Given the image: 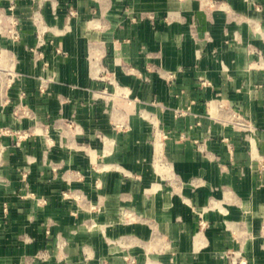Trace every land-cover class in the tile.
<instances>
[{"label": "crops", "instance_id": "0c3cea01", "mask_svg": "<svg viewBox=\"0 0 264 264\" xmlns=\"http://www.w3.org/2000/svg\"><path fill=\"white\" fill-rule=\"evenodd\" d=\"M0 11V264H264V0Z\"/></svg>", "mask_w": 264, "mask_h": 264}, {"label": "built area", "instance_id": "2783aa9c", "mask_svg": "<svg viewBox=\"0 0 264 264\" xmlns=\"http://www.w3.org/2000/svg\"><path fill=\"white\" fill-rule=\"evenodd\" d=\"M1 28H3L5 32L14 39H18L20 37L19 19L13 14L4 17V13L0 11V31ZM44 43H45L44 38L40 36L37 45L31 48L34 51L35 60L44 58V51L41 48L44 45ZM170 75L174 76V73L171 72ZM201 82L203 84H206L208 81L203 79ZM207 105L213 111L211 113L213 114L214 117L220 119L227 125H231L236 129L244 131L245 137L251 140L253 134L256 132L257 126L249 114L244 113L241 111V109L236 108L230 104H227L219 99L207 101ZM215 107H216V112L214 111ZM190 108L191 107H187V108L180 107L177 108V112L179 114H186L187 112L190 111ZM15 111L17 113L19 112L20 114H22L20 112L21 109L18 107L15 108ZM22 111L25 112L27 115L32 114L30 108L28 107L23 108ZM7 131H9L10 133L16 136L15 144L17 145H20L21 140L30 134V132L25 129L24 130L20 129L16 131L7 129ZM3 146L4 145L0 144V150L3 148ZM23 175L26 176V172ZM41 201H45V199H41ZM232 253L235 254L232 257L233 264H247V260L245 259V257L243 256L241 257V255H238L235 252Z\"/></svg>", "mask_w": 264, "mask_h": 264}, {"label": "rangeland", "instance_id": "374dc122", "mask_svg": "<svg viewBox=\"0 0 264 264\" xmlns=\"http://www.w3.org/2000/svg\"><path fill=\"white\" fill-rule=\"evenodd\" d=\"M230 254L235 255V254H233V253H230ZM232 260H233V259L231 258L229 264H233Z\"/></svg>", "mask_w": 264, "mask_h": 264}]
</instances>
